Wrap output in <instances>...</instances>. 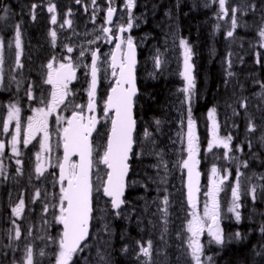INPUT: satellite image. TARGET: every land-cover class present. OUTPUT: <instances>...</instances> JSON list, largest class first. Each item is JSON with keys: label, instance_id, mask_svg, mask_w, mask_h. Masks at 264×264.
Instances as JSON below:
<instances>
[{"label": "snow or ice", "instance_id": "6c2138e0", "mask_svg": "<svg viewBox=\"0 0 264 264\" xmlns=\"http://www.w3.org/2000/svg\"><path fill=\"white\" fill-rule=\"evenodd\" d=\"M106 16L105 25L100 26L99 31L104 34V39L108 43L115 41L114 50L110 53L104 54L103 63L106 67L103 69L105 77L110 75L114 78L110 82L109 92L104 100L103 117L106 122L110 124L108 128L106 139L104 143L95 144L90 137L94 131H97V124L101 123L95 115L87 117L85 121L84 111L85 108L88 112H94L96 105L97 87L99 81V73L101 72L99 55L100 49H89L83 45L69 46L65 44L63 47L67 53L71 54L79 48L78 55H68L57 58L55 55L42 65L43 69V83L51 86L50 100L45 102L41 98L40 103L45 107L34 109L37 114L34 117L28 118L26 132L24 138L21 140V121H20V107L17 103L10 102L5 107L7 109V116L2 122V130L4 133L9 132V126L12 121H15V131L10 134L11 138L7 141V146L10 147L11 153L20 157L23 155L19 145L22 143L27 147L32 140L36 138V133H43V139L39 141L40 151L35 153L36 160L40 161L41 152L49 151L48 139V116L56 111L57 107L61 104L68 108L70 105L73 111L70 118H66V126L63 127V159L56 164L50 165L52 168H58L59 173H50L53 177L51 181L52 187L57 188L58 191H48L47 189L35 188L31 203L35 204L38 201L41 203V217L43 224L46 226V235L38 237V239L46 240L48 244L46 247L55 245V250L51 254L45 251L44 248L39 249V257L51 258V264H80V261H85V264H115L113 258L112 235L113 230L110 224L112 217L131 219V216L125 211L124 206L129 203L126 199L127 190L132 187L136 181H131L129 173L132 168L131 161L133 158L142 156H155L158 158V163L153 167L159 169L163 168L165 173L168 171L167 162L163 159L162 151L156 150V139L153 131L148 127L143 129V140L148 141L151 147L147 151L141 146L143 141L138 139L137 134V116L136 109L138 107V97L141 95L137 87L136 77V44L134 37L130 34L134 27L139 25L136 23L141 17L134 14V9L137 7V0H124L121 11L126 10L127 21L121 23L124 19L123 16H118L114 22V15H117L115 7L116 0H106ZM75 3L81 5L84 12L89 11V5L84 3V0H75ZM211 4H218L216 12L217 19L223 20L228 18L230 21V28L226 32L227 38H234L236 29L241 25L238 20L237 13L240 15H247L249 12L255 13L257 11V4L255 0H244L241 5H234L229 7V0H210L205 3L204 7H210ZM92 7V23H95L96 16L100 11V6L97 0H90ZM39 5L33 3L30 6L29 14L31 19H36V9ZM156 6L153 5V8ZM176 7H179L177 3ZM47 11L51 13L50 23L52 25L58 24L57 8L54 3H49ZM261 11H264V6H261ZM0 21H8L15 14L11 8L0 0ZM73 15L71 9L65 13V18L59 22L60 29H72L73 34L76 35L73 29V20L68 18ZM165 17L172 18L173 13L169 9L164 13ZM8 25H5L7 27ZM14 30L13 38L5 42L4 36L0 35V87H8L5 85L4 64H5V47H7L10 55L14 54V68L23 69L24 63L22 62L23 47H22V31L21 23L12 25ZM217 28L220 26L217 25ZM84 35H90L85 33ZM256 35L258 37L257 45L259 48L264 49V15L260 17V24L257 27ZM50 42L53 48H56L58 32L56 29L49 30ZM101 39V36H96L95 39L87 41L88 45H94ZM179 45L183 50V69L180 73L184 80V87L179 89L184 94V100L181 103L186 104L187 116L181 120L183 126L186 119V133L187 137V158L180 161L182 168L187 169L188 173V193L187 200L191 208L194 209L189 215L191 219L187 221V232L190 236L187 237V255L190 258L191 264H217L215 255H209L207 249L210 245H216L218 248H224L228 243L233 240L239 241L244 239V234L236 231L232 234H227L222 226L223 219L226 218L225 210L223 209L219 194L225 190V182L232 177L230 169L220 170L214 164L211 168L212 180L211 186L204 193L207 200L203 205L202 214H198L195 209L197 207L194 202V191L199 192L198 181H194L193 172L196 164V154L199 151V138L195 132L196 121L192 115V102L196 94V77L194 74L195 65L192 62L194 51L192 45L185 38L179 39ZM257 45H253L256 47ZM13 49H15L13 53ZM86 53L90 54V63H83ZM119 53V56L117 55ZM232 53L229 52L226 56V68L224 81L225 86L228 85L229 79L235 75L231 70L233 61L231 59ZM256 63L259 65L261 61V53H255ZM66 61V62H65ZM154 66L157 70L161 69L165 63L163 53L157 49L156 55L153 57ZM242 61V58H241ZM58 65V67L56 66ZM87 69L85 72L87 83V105L72 104V101L66 103V98L72 94L69 89V84L76 79V69L81 67ZM11 81L17 84L19 89L21 81H17L15 76L11 77ZM254 83L258 84L260 91L256 93V97L260 101L257 105V111L261 113L260 122H257L256 116L248 111L250 102L247 97H242L236 103L240 109L244 110L247 119L246 132L248 134L260 133L258 136L259 144L264 147V81L255 80ZM26 95L29 100L35 99L34 86L29 84ZM232 107L233 116H239L240 112L235 107ZM78 109V110H77ZM208 119L211 122V139L207 143V151L212 152L214 148H222V159L227 161L235 160L236 157L233 153V140L235 137L229 133L227 135H220V123L217 119V108L212 107L207 113ZM61 117H57L59 122ZM155 131H160L162 121L159 118L154 119ZM237 127V125H233ZM183 132V128H182ZM99 134V133H98ZM248 150L251 152L253 142L246 139ZM244 144L235 145V152L243 153ZM6 142L0 139V157L4 156ZM140 147L141 150L137 152L135 149ZM78 156V162L69 163L72 156ZM59 160V158H57ZM17 175H23V160H15ZM249 162L247 160L239 161L235 169L234 182L230 185L231 199L226 208V213L231 214L237 224L241 223L243 219L242 208L244 204L241 202L242 196L248 195L251 197L253 204L258 199L264 198V184L255 185L251 184L246 190L243 187L241 178L245 173L241 168H248ZM36 179H41L45 176L46 169L41 163H36L34 169ZM159 175V173H158ZM199 172L195 173L198 177ZM0 176L7 179L6 169L0 160ZM32 177H29L31 181ZM151 179V177H149ZM252 177H247V181H251ZM259 180L264 181V175L258 176ZM159 182L164 184L167 182V176H161ZM147 187V185H144ZM259 189V191H258ZM165 191H167L165 189ZM107 198L106 207L103 209L97 208L94 201L98 203L101 198ZM163 207L159 208L162 213V223L164 225V232L167 231V224L169 223V205L170 200L167 195L162 198ZM110 205V207H108ZM26 203L23 195L20 196L18 202L11 207L12 227L7 232L9 243L3 247L10 250L13 254L10 264H39L36 256L37 252L31 242L23 244L21 248L19 242L22 237L25 241H29L32 237V227L29 226L27 235L25 236L21 226L17 223L18 219H24V212ZM100 215L97 216L96 213ZM51 213V220L46 217ZM100 220L102 226L96 231L95 244L90 245L89 240L93 239V222ZM139 223V222H138ZM52 226H58L56 236H52L47 232V229ZM259 232L264 235V224L259 227ZM103 234L107 235V238ZM206 234L207 239L202 242L201 237ZM123 239V236L121 237ZM163 239V235L161 236ZM137 250L135 256L137 260L141 257L145 259L141 264H152L153 255V241H140L135 242ZM95 248V257L89 259L88 256H81L86 249ZM21 251L22 255L17 258L15 253ZM129 252V245L124 244L120 248L121 254ZM218 254V253H217ZM8 251H0V256L6 257ZM257 256L264 257V246L256 252Z\"/></svg>", "mask_w": 264, "mask_h": 264}, {"label": "rangeland", "instance_id": "374dc122", "mask_svg": "<svg viewBox=\"0 0 264 264\" xmlns=\"http://www.w3.org/2000/svg\"><path fill=\"white\" fill-rule=\"evenodd\" d=\"M181 0H137V7L134 9V14H138L139 10L142 9L143 15H141V19L136 21V23L139 25L138 27H134L131 31V35L134 37V40L136 44L142 49L140 52V58H139V64H138V70H137V76L141 80L142 83H144L145 79L149 77H154L155 81L157 76L160 75L161 69L164 70V67H168V71L170 73V77H177V79L180 82H183V87H184V80L182 79L180 73L183 69V50L179 45V31H178V9L176 5L179 3ZM105 0H97V4L100 6V11L98 12L96 16V21L95 23H92L91 16H92V7L90 6V0H84V3L89 5V11L87 13L84 12V9L81 5H78L75 3V0H49L47 4L44 6L40 5L36 10L38 9H46L49 3H54L56 5L58 14H57V19H58V24L59 22H62L63 19L65 18V13L68 11V9H71L73 12V15L71 17H68L73 20V29L75 30L76 36L74 39L70 40L68 42L69 46H78V45H83L86 48L93 49L94 47L92 45H88L87 41L91 39H95L96 36H101L103 44L106 42L104 39V34L102 35H94V32H87L85 30H82V27H88L92 26L94 24H99L98 17L101 12L105 13V7L104 5H101L104 3ZM152 2V3H151ZM3 3L8 5L9 7L13 6L16 4V0H3ZM35 3L39 4V0H28L26 2L27 8L30 9V6ZM119 4V8L123 7L124 0H116L115 5ZM65 5V9H63V6ZM153 5L156 7L153 8ZM171 10L173 13L172 18H167L165 17L164 13L168 10ZM11 11L15 14L14 16L11 17L8 21H0V35L4 36L5 42L7 43L8 40L13 38L14 35V30L12 25L15 23H21V25H25L27 22H25L24 19L18 18V13L19 9H17L14 6V9L11 8ZM144 11L147 13L145 14ZM91 12V13H90ZM180 13V11H179ZM91 14L90 17H88ZM0 15H3V13H0ZM118 16H123L124 19L121 20V23H126L127 21V15H126V10L121 11ZM50 13L47 11L45 18H43V22L47 20L46 26H53L50 23ZM154 19L156 21H159L160 23H157L154 25L153 21ZM159 19V20H158ZM104 20V19H103ZM116 21V20H115ZM28 24V23H27ZM54 25V26H57ZM5 25H8L5 27ZM33 28L36 30L40 28H44L43 25L35 19V21L31 20V23H29ZM152 28L154 33L151 32L152 34H142L141 32L144 29L147 28ZM65 30L67 33H69L70 36L73 35L72 29H68L67 26H65ZM90 33V35H84L85 33ZM49 34V31H47L45 28L42 32V34ZM37 36H40V34L36 33ZM44 44L42 45L41 40H38V44L35 45L33 43H29L27 46V49L31 50V54H35L37 52V49L39 50H46V51H52L53 49H48V47L51 46L50 39L48 38H43ZM58 40V39H57ZM42 45V46H41ZM23 47V45H22ZM108 46L105 45V49H107ZM100 52L99 55L102 53L104 50V47L99 48ZM157 49L161 53H163V59L165 63L162 65L161 69L157 70L154 66V61L153 57L157 53ZM15 49H13L14 53ZM79 48H76V51L71 53V56L73 55V58H75L78 55ZM24 53V51H23ZM106 53L108 51L106 50ZM263 57V65L261 72L264 74V56L261 55V58ZM28 57H26L27 59ZM91 59L90 54L86 53V57L83 60V63L87 64L86 59ZM105 57H101L100 60V67H101V72L99 73V82L100 86H104L106 88H109L110 82L114 79L110 75V69H109V75L105 77L103 69L106 67V65L103 63ZM26 63L28 60H25ZM11 62H14V54L10 55L8 53L7 47H5V64L4 68H14L13 65H9ZM58 67V65H56ZM32 68H35L34 70V76L29 80L31 84L34 86V93L35 90L37 92V104L38 107H43V104L40 103L41 98L46 94L47 89H44V85H42L40 82H37L36 79H43V69L41 68V65H32ZM256 68V67H255ZM18 70L19 75H22V70L21 69H16ZM87 69L81 65V67L76 69V74H77V81L75 84H73V87L70 88L72 90V94L68 96L66 99V103L70 100L72 101V104H81V105H87L88 102V96H87V83H86V77H85V72ZM255 74L258 76L259 70L256 68ZM254 73L252 75H255ZM30 75V73L28 74ZM260 75V74H259ZM256 76V77H257ZM28 81V82H29ZM34 82H36L34 84ZM103 83V84H102ZM86 85V86H84ZM257 85V84H255ZM182 87V88H183ZM28 88V87H27ZM49 89L51 91V86L49 85ZM98 94V93H97ZM77 95V96H76ZM46 99L47 101L50 100L49 94H46ZM184 100V95L181 92L180 96L178 97L177 101H180V105L178 107H181L183 110H179L174 114V124H173V129L168 133L170 136V142L171 143V151L175 153L174 157L170 160V162H167L168 166V171L165 173L164 169L162 168L161 172L159 175L154 174L153 176V171L150 172L148 175L144 176L139 174L138 172V165L139 163L138 160L145 158V157H151V156H142V157H136L133 158L135 164V161L138 165L132 166L131 171H130V180L131 181H136L132 187H130L127 192H130L129 197L126 199L129 201L128 204L124 206L125 211L128 212V214L131 216V219H124V218H114L112 217L110 220V224L113 230V235H112V247H114V241L117 242L119 245L118 249L124 245L128 244L129 245V252L127 254H122V257L126 261H130L131 259H136L135 252L137 250L135 242L137 240L140 241H147V240H152L153 241V255H152V264H191L190 258L187 255V237L190 236V233L187 232V221L191 219V216L189 213L194 211V209L189 206L188 200H187V192H186V169L182 168L180 165V161L183 159L187 158V137L184 133H186V119L185 123L182 126L181 125V120L183 118H186L187 116V111H185V106L186 104L181 103V101ZM97 103V117L98 120H101V123H99V127L97 128V131L93 137L94 145L95 144H101L105 142L106 135L108 128L110 127V124L106 122V118L103 117V108H104V102L100 103L99 100H96ZM39 102V103H38ZM99 102V104H98ZM8 104V103H6ZM5 104V105H6ZM142 104L141 101L138 100V110H141ZM63 109V111H61ZM86 109V108H85ZM78 110V109H77ZM73 111V107L70 105L68 108H65L63 105L62 107L58 106L56 111L53 112V115L48 116V133H49V139H48V145H49V151L47 152H41V159L40 161L36 160L35 153L37 151H40L39 147V141L43 139V133H36V143L29 144L27 147L19 146L23 155L20 157H14L13 154L11 153L10 147L7 146L6 142V147H5V153L4 157L6 160H11V164L14 165L15 168L18 166L15 163L16 159H21L23 160V174L25 178L27 179V185H28V190H31V195L33 196L35 188L39 187L42 190L47 189L48 191H58V186L57 188L52 187L51 181L53 180V177L50 175L52 172L58 171V168H52L50 165L56 164L59 161H61L62 157V150H61V145L63 142V138L61 137L62 129L66 125V118H67V113L68 116ZM1 114L4 118L7 116V109L6 107H1ZM22 113H20V118H21ZM37 114L33 112V116H36ZM220 116L219 115V123L220 121ZM57 117H61L60 121L57 122ZM217 119H218V111H217ZM15 122V121H12ZM49 123H51L49 125ZM153 123V121H152ZM12 124V123H11ZM11 124L9 127H11ZM222 123H220V135H224L222 131ZM145 127L149 128V123L148 121L141 117L138 121V127H137V134H138V139L140 141H143V144L141 145L145 151L148 150V148L151 147L150 142L144 141L143 140V129ZM183 128V132H182ZM199 129V128H198ZM25 130V129H24ZM206 130H207V136H208V141L211 139V122L208 119L207 116V124H206ZM197 131V129H195ZM26 132V131H25ZM99 133V134H98ZM162 138V137H161ZM163 140V139H162ZM207 141V143H208ZM162 143L161 141V149H162ZM173 143H175V146H173ZM137 152L141 150L140 147H137L135 149ZM213 150L219 152L222 156L223 149L222 148H214ZM9 152V154H8ZM233 152H235L233 150ZM8 154L7 158L5 155ZM236 155V153H235ZM236 161L234 164L237 165V161H239V156H235ZM59 158V160L57 159ZM71 162H76V158H72ZM36 163H41L44 168L46 169L45 176L42 177L41 179H36V173L34 171ZM200 165V162H199ZM213 166V165H212ZM210 166L207 169V174H206V185H207V190L211 186L212 180L215 179L212 176L211 173V168ZM152 167V166H151ZM150 167V168H151ZM218 169L223 170L225 168H220L217 166ZM227 169H230L227 168ZM236 169V168H235ZM173 174L176 178V182L172 183L173 188H176L177 193L175 192L173 195L174 202L177 203V209L176 212L178 213L175 216V211H171V207H173V204L170 202L169 205V216L168 220L169 223L167 224V231L164 232V225L162 223L161 217L162 213L159 211V208L163 207L162 204V198L163 196L167 195L170 200L169 196V184L168 182L161 184L159 182L161 176H167ZM32 177L31 181L29 180V177ZM171 176V175H170ZM8 178L5 179L4 176H0V189L4 191V199L5 200V207L1 208V213L7 214L6 215V220L7 224L4 226L3 222V217L0 219V251H8V255L6 257L0 256V264H10L12 260V252L10 250L5 249L3 246L7 245L9 243L8 238H7V232L8 230L12 227L11 221L12 219H16L15 217H12L11 214V207L14 206L18 200H19V193L22 190L21 183H15L13 182V178L11 175L7 176ZM151 177V179H149ZM234 177L235 173L233 174L232 177L229 178L228 181L225 182V191L221 192L219 194V199L221 200L223 209L225 210V215L226 218L223 219V222H229L230 220H234L232 218L231 214L226 213V208L228 206V203L231 199V189L230 185L234 182ZM242 180V178H241ZM168 181V179H167ZM7 182V184L5 183ZM251 184H257L260 185L259 180L257 177L253 178V181ZM144 185H147L145 187ZM165 189L167 191H165ZM174 190V189H173ZM126 192V193H127ZM152 192L154 194H152ZM205 192H201V195L203 196L201 200H199L196 205L195 211L198 214H202L203 212V205L204 202L207 200V197L204 196ZM179 197V199H177ZM223 198H225V201L223 202ZM181 199V200H180ZM106 198H101L98 203L94 201V204L97 208L103 209L106 207ZM183 204V205H182ZM172 205V206H171ZM1 206V204H0ZM110 207V205H108ZM176 208V207H174ZM41 203L39 202L38 204H30V209L25 215L24 212V219H18L17 223L21 226V229L24 233V235H27V230L29 226L32 227V237L29 238V241H25L24 238L22 237L21 241L16 242L19 243L21 248L23 247L24 243L31 242L37 252L36 259H40L39 264H43L42 260L44 258L51 260L50 256L49 257H39L38 256V251L41 248H44L46 252L51 254L55 250V245H52L50 247H46L48 242L46 240H41L38 239L40 236L46 235L45 228L46 226L43 224V220L41 217ZM33 213V219L30 222V215ZM29 215V216H28ZM97 216L100 215L99 212L96 213ZM47 219L51 220V213L48 214L46 217ZM235 221V220H234ZM139 222V223H138ZM222 222V226H223ZM94 224V230H93V239L89 240L90 245L95 244V237H96V231L100 229L102 226V222L100 220H96L93 222ZM120 225L121 229L119 231V234L117 232V228ZM116 225V227H115ZM120 228V227H119ZM58 231V226H52L47 229V232L50 233L52 236H56ZM115 234L117 235V238H115ZM138 238L136 237V235ZM105 238H107L106 234H103ZM163 235V239H161V236ZM123 236V239L121 237ZM141 236H143L141 239ZM207 239L206 234L201 237V241L204 242ZM129 240V241H127ZM214 245V244H213ZM210 245L208 249H211ZM216 246V245H215ZM16 257L19 258L22 255L21 251H17L15 253ZM81 256H88L89 259H93L95 257V248L92 247L90 249H86L84 253H81ZM144 257H141V261L144 260ZM47 264H50L49 261H47ZM80 264H85V261L81 260ZM141 264V263H140Z\"/></svg>", "mask_w": 264, "mask_h": 264}, {"label": "trees", "instance_id": "16d2710c", "mask_svg": "<svg viewBox=\"0 0 264 264\" xmlns=\"http://www.w3.org/2000/svg\"><path fill=\"white\" fill-rule=\"evenodd\" d=\"M180 2L177 14L179 37L187 39L194 51L192 62L195 65L196 94L191 107L193 118L196 121L197 136L199 138L197 160L200 162V165L198 163V171L201 175L200 195L202 191H207L205 182L206 171L210 166L215 164L221 169L230 167L232 176L236 168V164H234L236 159L227 161L222 159L220 151H207V113L212 107L217 108L218 121L219 115H221L220 123H222L223 134L227 135L231 133L235 137L233 140L234 151L235 145L244 144L246 139H250L253 142L254 146L251 152L248 150L246 144H244L243 153H232L234 156H239V161L247 160L249 162L248 168H241V171L245 173V176L242 177V184L246 190L251 186L254 177L258 178V176L264 175V147L258 142L259 132L255 134H248L246 132L247 119L244 110L239 108L236 101L242 97H247L250 102L248 111L255 114L257 122H260L261 113L257 111V105L260 101L255 95L260 91V87L258 84L255 85L256 83L254 81H264V74L261 72L263 57L261 58V64L258 65L255 62V53L257 51L264 56V49L259 48L257 45L258 37L256 35L257 27L260 24V17L264 15V11H261V6H264V0H255L258 6L255 13L249 12L247 15L237 13L241 26L236 29L234 38L226 37V32L230 28L229 19L225 18L220 20L216 17L218 4H211L210 7H204V4L209 3L210 0H181ZM243 2L244 0H229V7L241 5ZM10 8L14 9V6ZM153 23L155 25L160 22L154 19ZM217 25L220 27L217 28ZM151 32L154 33L153 29L149 27L144 29L141 35L152 34ZM253 45L257 46L253 47ZM229 52L233 54L231 57L233 61L231 70L235 75L228 78L229 83L225 86V60ZM255 67L259 70L260 75L258 74V76L255 74ZM167 71L168 67H164V70L161 69L156 81L154 77H149L142 83L137 76V85L141 94L138 100L141 101L142 108L138 110L137 107L136 116L137 121L141 117L148 121L149 130L153 131L156 139V148L163 141L162 150L160 149V151H162L164 161L169 163L173 157V151L170 149L171 146L169 148L170 143L168 142H170V136L168 133L173 129L174 114L182 110L181 107H178L176 101L181 94L179 89L183 87V82H180L177 77H170V73ZM253 73L255 75H252ZM105 97L106 91L104 90L99 94V102L103 103ZM229 105L235 107L240 112V115L233 116L232 107H229ZM184 106V110L187 111L188 106ZM156 118L162 121L159 132L155 131V125L152 123ZM234 124L237 127H233ZM173 145L175 146V143ZM133 162L134 160L132 159V166H136L139 163L137 170L141 176H146L152 171L158 175L162 171V167L159 169L155 167L154 169H150L151 166L153 167V165L158 163L157 157L142 158L137 163L135 161V164ZM170 175H167L168 185L171 184L169 185L170 202L173 205L176 204V208L171 207V211L173 212L177 209V203L173 199V195L177 191H175L176 188H173L172 185V183L176 182V178L173 174L170 173ZM249 176L252 177L250 182L247 181V177ZM259 183L264 184V181L259 180ZM129 195L130 192H127L126 198ZM202 197L201 195L199 200ZM222 200L224 202L225 198ZM241 202L244 204L241 210L243 215L241 223L237 224L234 220L226 222L225 232L232 234L240 231L244 234L245 238L239 241L233 240L224 248H218L212 245L210 250L207 249L209 255H215L217 264H264V257L256 255V252L260 250L261 246H264V235H261L259 232V227L264 224V198L258 199L253 204L251 197L244 195L242 196ZM117 226L120 227L117 228L119 234L121 226L118 224ZM135 235L138 238L137 234ZM142 237L141 239H143ZM113 246L114 251L112 254L115 264L141 263V260L135 259L126 261L118 249L119 245L117 242L114 241ZM40 259L37 261H40ZM47 261L51 264V260L46 258L42 260V263L47 264Z\"/></svg>", "mask_w": 264, "mask_h": 264}, {"label": "flooded vegetation", "instance_id": "af4514ba", "mask_svg": "<svg viewBox=\"0 0 264 264\" xmlns=\"http://www.w3.org/2000/svg\"><path fill=\"white\" fill-rule=\"evenodd\" d=\"M28 0H16V4L13 5L15 6L17 9H19V13H18V18H21V19H24L25 22H27L25 25H21V31H22V45H23V55L21 57L22 59V62L24 63V68L21 69L22 70V75H19L18 73V70H14L13 71V68H8V69H5L4 68V76H5V85H7L8 87H0V139L2 140H6V142L8 140H10L11 138V135L12 133H14L15 131V122H12L11 124V127H9V132L8 133H4L3 130H2V122L3 120L5 119L2 114H1V107H5L7 104L6 103H10V102H13V103H17V105L20 107L21 111L20 113H22L21 115V118H20V121H21V140L24 138L25 136V131H26V127H27V123H28V118L29 117H34L33 116V112L34 109H36L38 107V104H37V92L35 90V93H34V96H35V99L33 100H29L27 95H26V90H27V87L29 86L30 84V79L34 76V70L35 68H32V65H44L47 63V61L51 58V56L55 55L58 59L61 58V57H64V56H68V55H71L69 53L66 52V50L64 49V45L65 44H69L68 42H70V40L74 39V37L76 35H72L70 36L69 33L66 32L65 29H60L59 27L57 26H46L47 24V20H45L43 22V18H45V15L47 13V10L46 9H38L36 10V20H38L42 25L43 27L49 31L50 29H56L57 32H58V40H57V47L56 48H53V47H48V49H53L52 51H46V50H38L37 49V52L35 54H31V50L27 49V46L29 43H33L35 45H37L38 43V40H41L42 42V45L44 44L43 42V38H48L50 39V36L49 34H42L44 28H40L38 30H36L35 28H33L31 25H29V23H31V16L29 14V10L27 8V5H26V2ZM41 3L37 4V5H42L44 6L45 4H47L49 2V0H39ZM101 5H104L105 7V10L107 8V2L105 0L104 3H102ZM115 7H117L118 9V13H120V10H121V7L119 8V4L115 5ZM63 9H65V5L63 6ZM15 13V12H14ZM91 13V12H90ZM56 14H58V12H56ZM50 15H52L50 13ZM91 14L88 16L90 17ZM106 16V12L103 13L101 12L99 17H98V20H99V24H94V25H90L88 27H82L81 29L82 30H85L87 32H94V35H102V33L99 31L100 29V26L101 25H104V17ZM36 33L40 34V36H37ZM102 40H99L96 42V44L92 45L94 48H101V47H104V50L102 51V53L100 54V56L104 57V54L106 53V50L108 51V53L111 52V49L113 47V43H108L107 41L104 42L103 44H101ZM41 45V46H42ZM105 45L108 46L107 49H105ZM73 56V55H72ZM26 57H28L26 59ZM25 60H28V62L26 63ZM88 63H90V58L89 59H86ZM66 62V61H65ZM100 63V62H99ZM14 62H11L9 65H13ZM30 73V75H28ZM12 76H15L16 77V80L17 81H21V84H20V87L19 89H17V84L14 82V81H11V77ZM77 76V74H76ZM77 77L75 80H73L70 84H69V89L73 87V84L76 83L77 81ZM29 81V82H28ZM37 82H40L42 85H44V89L46 88L47 89V92L46 94H49V98H50V89H49V85H46L43 83V79H36ZM36 82H34L35 84ZM103 84V83H102ZM100 82H99V89H98V92H100V89L103 87V86H100ZM86 86V85H84ZM46 94L43 96V99L45 100V102H47V99H46ZM77 96V95H76ZM67 100V99H66ZM39 103V102H38ZM6 104V105H5ZM60 107L63 106V104L59 105ZM43 107H45V105L43 104ZM63 111V109L61 110ZM53 115V113L51 114ZM67 118H69L68 116V113H67ZM51 123H49L50 125ZM25 129V130H24ZM33 143H36V138L34 140L31 141L30 144H33ZM19 146H23V144L21 143ZM9 154V152H8ZM8 154H6L5 156L7 158L8 157ZM14 156V155H13ZM16 157V156H14ZM0 160H2L3 162V165L6 169V174L7 176L11 175V177L13 178V182H17V183H21L23 186H22V190L20 191L19 193V198L21 195H23L24 199H25V203H26V208H25V215L27 214V212L29 211L30 209V204H31V199H32V195H31V190H28V185H27V179L25 178L24 175H17L16 173V168L14 167L13 164H11V160H13L11 158V160H6L5 157H0ZM23 174L24 173V170H23ZM7 184V182H5ZM4 199V191L0 189V211H1V208H4L5 207V200ZM197 203V202H195ZM192 210V208H191ZM178 213L175 211V216L177 215ZM6 215L5 213H3V222H4V226L5 224H7V222H5L4 220H6ZM29 216V215H28ZM0 219H1V214H0ZM33 219V213H31L30 215V222L32 221ZM7 221V220H6ZM225 225H226V222H223V228L225 230ZM7 227V226H5ZM115 238H117V235L115 234Z\"/></svg>", "mask_w": 264, "mask_h": 264}, {"label": "water", "instance_id": "95a60500", "mask_svg": "<svg viewBox=\"0 0 264 264\" xmlns=\"http://www.w3.org/2000/svg\"><path fill=\"white\" fill-rule=\"evenodd\" d=\"M114 18H115V15H114ZM114 18H113V20H114ZM109 25H107V26L109 27ZM117 55L119 56V53H117ZM138 57H139V55H138V49H136V59H137L136 74H137V67H138ZM136 82H137V80H136ZM98 84H99V81H98ZM95 100H97V96H96ZM91 115H95L97 117V107H96V109H95L94 112H88L87 109H85V112H84L85 121L84 122H87V117L88 116H91ZM70 117H71V115H70ZM97 119H98V117H97ZM96 127L97 128L99 127V123L97 124ZM95 132L96 131L93 132L92 137H90V139L93 140V136L95 135ZM62 137H63V132H62ZM63 155H64V152H63V143H62V159H63ZM72 158H76V162H78V160H79V157L78 156H75V155L72 156L71 159ZM71 159H70V161H71ZM70 161H69V163H70ZM196 172H198V171H197V168H196V165H195L194 172H193V179H194V181H198V185L197 186L199 187L201 178H200V175L198 177L195 176V173ZM187 185H188V173H187V169H186V186ZM187 192H188V187H187ZM198 196H199V192H195L194 191V202L197 201Z\"/></svg>", "mask_w": 264, "mask_h": 264}]
</instances>
